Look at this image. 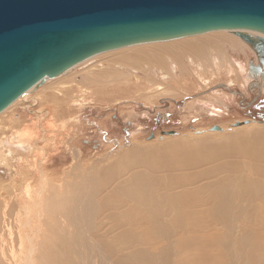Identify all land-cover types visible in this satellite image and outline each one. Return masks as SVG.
<instances>
[{
  "label": "rangeland",
  "instance_id": "obj_1",
  "mask_svg": "<svg viewBox=\"0 0 264 264\" xmlns=\"http://www.w3.org/2000/svg\"><path fill=\"white\" fill-rule=\"evenodd\" d=\"M227 34L241 40V45L228 46L224 54L215 53L216 62L211 64L198 60V65L185 59V70L179 69L177 61L173 71L171 58H167L171 65L167 68L144 62L136 71L132 66L102 61L105 54H98L68 70V75L42 80L0 114V252L7 253L5 260L14 252L21 256L22 250L26 257L33 246L37 260L43 235L52 236L41 223L48 216L46 210L42 211L45 203L40 202L50 195V178H57L55 183L64 192L73 176L79 179L81 174L106 171L119 160L129 162L134 149L165 151L164 158L173 154L171 159L175 160L174 156L189 144L194 151L198 148L222 155L216 161L189 167L187 173L193 174L238 159L226 148L232 134L250 132L252 128L264 130V41L253 31L229 30ZM102 71L104 75L99 76ZM159 85L170 90L161 93ZM177 169L175 172L181 175L182 170ZM220 171L198 179L197 184L214 182L223 176ZM244 174L251 176V171ZM113 184L108 182L106 189ZM206 206L201 203L193 208ZM108 211L100 208L97 213L93 231L99 233V240L95 246L91 244V231L82 228L90 244L77 245L78 264H100L92 252L101 250L98 245L102 239L116 249L120 230L112 229ZM259 218H264V209ZM65 220H60L56 233H72V226L68 221L64 224ZM48 221L56 222L50 217ZM260 230L264 232V228ZM234 235L240 236L241 229ZM90 246L94 248L90 250ZM28 260L24 264H30Z\"/></svg>",
  "mask_w": 264,
  "mask_h": 264
},
{
  "label": "bare ground",
  "instance_id": "obj_2",
  "mask_svg": "<svg viewBox=\"0 0 264 264\" xmlns=\"http://www.w3.org/2000/svg\"><path fill=\"white\" fill-rule=\"evenodd\" d=\"M214 31L213 34L205 32L136 44L100 55L104 56L102 61H110L118 66H132L136 71L142 68L141 63L144 62L160 69L167 68L171 66L167 58H171L173 71L177 61L182 68L179 69L185 70V59L198 65V60L203 64H211L212 61L216 62L215 53L224 54L228 46L234 48L241 45V40L226 35L229 29ZM231 31H253L255 36L264 37V33L254 30ZM98 74L103 76L104 71ZM162 77L167 78L166 74ZM158 89L161 93L170 90L163 89L161 85ZM232 135L233 139L226 148L238 159L217 164L206 171H195V174L187 173V170L216 161L218 155H222L204 153L198 148L194 151L195 147L189 144L184 146V151L177 147L181 151L174 156L175 160L171 159L173 154L170 158H164L165 151L134 149L129 162L119 160L105 168L106 171L81 174L79 179L73 176L74 180H69L68 189L64 192H60L61 187L55 183L57 178H50V195L44 201V192L40 188V202L45 203L41 207L48 216L41 223L52 236L43 235L40 240L38 261L35 256L37 253L34 252L36 246L31 243L33 247L30 258L28 256L31 252L24 257L22 250L21 256L13 251L14 254L11 253L8 260H5L7 253L1 251L0 264H24L28 259L27 262L31 259L30 264H78L77 245L90 244L86 232L91 231L92 245L95 246L94 242L99 240V233H94L93 229L100 208L110 211L107 217L111 220L112 229L120 230L116 249L110 241L102 239L98 245L101 250L92 252L93 258L100 264H264V232L260 230L264 228V218H259L264 209V130L252 128L250 132H236ZM4 144L2 138L1 145ZM163 167L168 171L161 172ZM176 168L182 170L181 175L175 172ZM130 169L133 171H127ZM219 171L223 176L214 182L204 186L197 184L198 179ZM249 171L251 176H246L244 172ZM44 174L47 175V172ZM42 181L46 182V179ZM108 182L110 186L114 183L110 190L106 189ZM201 203L207 206L204 209L193 208ZM49 217L56 220L55 224L49 223ZM62 218H66L64 224L68 221L72 226L71 234L55 232L60 230ZM237 229H241L240 236L234 235ZM204 232L207 234L204 235ZM94 246H90V250ZM86 264L93 262L86 261Z\"/></svg>",
  "mask_w": 264,
  "mask_h": 264
},
{
  "label": "water",
  "instance_id": "obj_3",
  "mask_svg": "<svg viewBox=\"0 0 264 264\" xmlns=\"http://www.w3.org/2000/svg\"><path fill=\"white\" fill-rule=\"evenodd\" d=\"M222 29L264 33V0H0V114L94 55Z\"/></svg>",
  "mask_w": 264,
  "mask_h": 264
},
{
  "label": "flooded vegetation",
  "instance_id": "obj_4",
  "mask_svg": "<svg viewBox=\"0 0 264 264\" xmlns=\"http://www.w3.org/2000/svg\"><path fill=\"white\" fill-rule=\"evenodd\" d=\"M258 37H261V39H263L264 37H262V36H258ZM264 41V40H263Z\"/></svg>",
  "mask_w": 264,
  "mask_h": 264
}]
</instances>
